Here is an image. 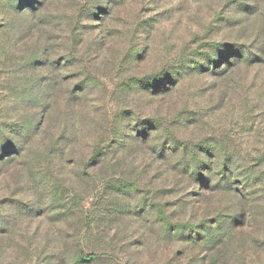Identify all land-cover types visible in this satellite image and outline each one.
<instances>
[{"label":"rangeland","instance_id":"1","mask_svg":"<svg viewBox=\"0 0 264 264\" xmlns=\"http://www.w3.org/2000/svg\"><path fill=\"white\" fill-rule=\"evenodd\" d=\"M104 1L0 0V264H264V0Z\"/></svg>","mask_w":264,"mask_h":264},{"label":"trees","instance_id":"2","mask_svg":"<svg viewBox=\"0 0 264 264\" xmlns=\"http://www.w3.org/2000/svg\"><path fill=\"white\" fill-rule=\"evenodd\" d=\"M47 1H41L38 2L36 5H34L33 9L28 12L25 7H22L20 10L14 9L12 7V4L6 3L1 7L2 12H12L13 16H20L23 15L24 17L16 18L17 20H14L13 22H16V29L19 33V36H25L26 33L37 30L40 33L47 32L46 30L37 28L38 26H49V21L46 20L45 15H42V12L47 11L48 6H50L49 3H46ZM99 0H97V5L99 6L101 3H98ZM110 0L104 1V6L106 10H109V3ZM14 11V12H13ZM24 13V14H23ZM45 16V17H44ZM20 20V21H18ZM28 22V23H27ZM30 23V24H29ZM29 24V25H28ZM50 37V36H49ZM13 44H17L13 42ZM1 50V46H0ZM1 56V53H0ZM47 88L51 87L50 83L46 86ZM0 134H4V131H2ZM18 136H20L18 134ZM19 139V138H18ZM177 150L173 149V153H176ZM263 160L259 159V162L254 164L252 168L250 169H244L243 173L238 176L237 179H234L235 172L232 171L229 167H225L224 165L228 162L224 161L221 165L225 172H228V177L222 176V177H216V167H214V162H208V167H206L207 172H209V175L206 176V178H203L202 184L205 185L207 188H210L212 190L219 189V182L222 180H229V182H234L233 188L231 190L233 191V195L237 197L239 200V204L241 206V209H246V212L248 210H253L252 207H246V202L251 199L258 200V196H260V193H262V190L264 189V167H263ZM189 165H187V168ZM237 170V169H236ZM225 175V173H224ZM217 182V183H216ZM240 196V197H239ZM264 199V198H263ZM244 206V208H242ZM241 219L245 218V214L240 216ZM244 220V223H245ZM215 222H213L214 224ZM242 222L239 223V225ZM228 225V224H227ZM192 230V229H191ZM228 231V230H227ZM186 233V241H189L192 239L194 241V235L193 231H185ZM201 240V239H200ZM206 244V249L204 250L205 253H208L209 255H212L213 258L211 259L210 264H222L221 261L224 260L225 262H228V233L225 232V234H222L220 237L216 238H209L204 242ZM214 256L216 258H214ZM97 261V257L93 253L89 254H81L80 262L79 264H92ZM205 264V263H202Z\"/></svg>","mask_w":264,"mask_h":264}]
</instances>
